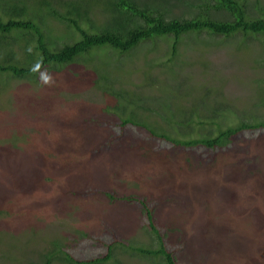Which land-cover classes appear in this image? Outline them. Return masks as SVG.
I'll return each instance as SVG.
<instances>
[{
    "label": "rangeland",
    "instance_id": "374dc122",
    "mask_svg": "<svg viewBox=\"0 0 264 264\" xmlns=\"http://www.w3.org/2000/svg\"><path fill=\"white\" fill-rule=\"evenodd\" d=\"M181 9L176 8L177 15ZM101 20L96 16L94 22ZM44 21L50 33L63 32L50 16ZM198 37L180 40L173 59L163 52V41L152 50L142 43L130 56L113 55L111 64L118 68L109 66L103 80L115 73L126 83H113L114 89L152 94L157 101L172 96L175 112L164 113L166 118L140 108L139 115L151 124L187 118L189 111L181 108H200L199 98L211 103L222 97L224 106L235 108L242 106V97L252 101L264 88V65L259 74H243V64L264 46V38L245 37L238 49L220 36ZM14 51L15 62L23 63L24 53L16 46ZM89 65L45 66L21 79L0 73V264H42L52 239L82 259L102 255L112 243L109 264H165L126 246H156L141 199L177 264H264L263 128L247 133L253 154L241 138L235 143L240 164L233 166L252 172L244 174L247 184L227 181L224 166L205 177L196 164L209 150L172 145L136 125L122 126V114L111 109L113 96L98 83L102 71ZM212 68L216 75L208 85L224 93H198ZM16 197L32 212L4 206ZM44 202L54 206L47 209L46 223L35 213Z\"/></svg>",
    "mask_w": 264,
    "mask_h": 264
},
{
    "label": "trees",
    "instance_id": "16d2710c",
    "mask_svg": "<svg viewBox=\"0 0 264 264\" xmlns=\"http://www.w3.org/2000/svg\"><path fill=\"white\" fill-rule=\"evenodd\" d=\"M178 6L182 7L179 15L176 14ZM34 7L35 12H32ZM215 13L220 16H215ZM45 16H50V21L53 20V24L63 32L50 33L47 23L43 22ZM96 16H102L98 23L94 22ZM200 33L233 40L238 44V49L245 37L264 38V0H0V73L21 79L37 74L45 66H65L70 63L89 65L90 62L89 67L93 71H102L98 83L102 91L113 96L115 106L111 109L115 114H122L119 115L122 126L136 125L151 136L165 139L172 145L200 146L209 150L202 158L199 156L200 161L196 164L198 169L203 168L205 177L214 175L216 166H224L228 169V175H223L227 181L235 185V182L243 180L247 184L249 181H244V174L252 172H245L241 166H233L234 162L240 164L239 157L235 156V151L240 149H235V143L241 138L249 152L248 131L264 130V115L258 116L264 109L263 87L252 101L251 98L242 97L240 108H235L234 104L224 106V99L218 96L211 103L199 98L200 108H181L184 112L189 111L187 118L176 116L173 120L163 119L161 121L165 120V124L160 125L157 122L145 123V117L139 115L140 108L143 112L166 118L164 113L175 112L171 109L172 96L167 95L158 102L152 94L146 97V93L140 95L134 89H114L113 83H126L116 78L115 73L106 82L103 80L107 77L109 66L118 68L116 64H111L113 55V58L124 53L130 56L142 43L148 44L149 49L152 45V50L154 45L163 41L166 43L163 52L173 59L180 40L191 35L194 39H200ZM14 46L24 53L23 63L15 62ZM237 46L235 44L236 49ZM257 52L243 64V74L247 71L259 74V68L264 65V46ZM209 68L206 66L202 70ZM212 69L206 72L205 79L209 77L207 81L197 87L200 89L198 93L215 96L224 93L219 87L215 88L214 83L208 85L209 80L213 82L216 75ZM255 82L261 87L260 81ZM248 101L249 108L246 107ZM233 114L235 121H232ZM192 132L195 137H187ZM261 162L264 163L263 158ZM253 172L259 173L260 170L255 168ZM5 203L4 206L9 209L12 206L20 209L21 213L32 212V206H24L21 197ZM139 203L146 214L150 230L157 237L156 246H126L145 256L161 257L165 264H177L153 223L150 207L142 199ZM48 208L54 209V206L44 202L41 209H35L44 223L51 214ZM112 246L110 243L102 255H90L82 259L65 251L56 239H52L49 248L41 254V260L42 264H52L54 261L58 264H109ZM31 264L40 262L34 260Z\"/></svg>",
    "mask_w": 264,
    "mask_h": 264
}]
</instances>
